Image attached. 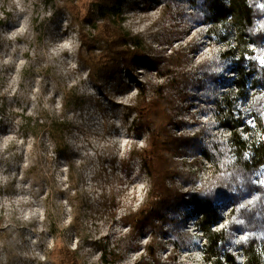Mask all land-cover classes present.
<instances>
[{"label": "rangeland", "instance_id": "rangeland-1", "mask_svg": "<svg viewBox=\"0 0 264 264\" xmlns=\"http://www.w3.org/2000/svg\"><path fill=\"white\" fill-rule=\"evenodd\" d=\"M84 1L88 5L94 0ZM124 7L126 28L141 35L154 52L136 64L133 75L122 71L116 79L95 83L80 66V40L66 14L57 17L38 0H0V264L9 261L5 246L13 255L11 264H52L47 253L56 247L79 250L84 264L203 263L197 246L173 251L174 230L167 225L153 241L151 229L132 234L124 223L149 189L140 160L133 158L134 151L146 147L148 134L138 131L136 113L127 114L136 106L140 88L166 85L173 102L170 130L178 139L172 161L194 184L211 170L190 143L226 144L229 134L216 120L213 102L223 100L230 91L226 83L236 78L220 60L224 45L208 38L203 21L187 17L193 14L188 0H128ZM179 55L182 64L166 76L165 69ZM248 86L254 98L255 87L251 82ZM74 88L85 101L67 115L71 131L66 139L75 164L70 184L67 159L35 124L63 114L64 93ZM239 108L250 113L240 102ZM234 116L237 120L239 114ZM244 120L255 126L251 115ZM173 180L182 192L188 191L179 177ZM225 204L219 212L227 219L233 208ZM179 213L185 218L182 231L201 236L195 217ZM225 226L227 222L216 228ZM234 234L236 239L245 235ZM151 243L154 256L146 249Z\"/></svg>", "mask_w": 264, "mask_h": 264}, {"label": "trees", "instance_id": "trees-1", "mask_svg": "<svg viewBox=\"0 0 264 264\" xmlns=\"http://www.w3.org/2000/svg\"><path fill=\"white\" fill-rule=\"evenodd\" d=\"M38 1L53 9L55 16L66 14L69 17L80 40V66L89 71L95 83L116 79L122 71L133 75L136 64L145 62L150 57L149 52H154L141 35L126 28L124 6L128 0H94L88 5L84 0ZM258 1L188 0L193 14L187 17L191 21H203L208 38L224 45L220 60L231 67L236 78L226 83L230 91L223 100L213 102L215 118L229 134L226 144L214 140L207 144L190 143V147L208 162L211 174L204 179L195 178V183L190 184L176 169L171 152L178 139L170 130L174 124L173 102L165 92L166 85L152 86L150 91L143 86L136 106L128 109V117L137 114L138 131L148 134L146 147L134 151L133 158L140 160L149 189L144 202L138 209H130L123 221L132 234L141 233L144 228L151 229L153 241L162 225H167L174 230L170 232L173 251L179 253L197 246L203 256L202 264H264V186L253 184L254 175L264 168V55L261 50L264 23L257 27L264 10L260 9ZM181 64V55L173 57L170 67L165 69L166 76L173 73L171 67L178 68ZM204 76L217 82L215 76ZM249 82L255 87L254 98L248 93ZM72 91L64 93L63 114L56 118H39L35 124L50 137L55 152L67 159L70 184L74 181L75 164L66 139L71 131L67 115L82 107L85 101L76 93V88ZM239 102L250 109L248 115L239 108ZM235 113L239 114L237 120ZM249 115L255 120V126L245 122ZM176 176L189 187L187 192L176 187L173 180ZM195 185L198 188L193 190ZM256 191L258 194L247 204L245 199ZM226 202L234 205L227 219L219 212ZM180 210L184 216L195 217L201 236L182 231L180 224L185 218L181 217ZM223 222H227V226L218 230L216 227ZM234 233L245 235L236 239ZM151 247L152 243L146 249L154 256ZM4 249L9 260L6 264H11L13 255L6 246ZM79 252L56 247L47 257L52 264H84Z\"/></svg>", "mask_w": 264, "mask_h": 264}, {"label": "built area", "instance_id": "built-area-1", "mask_svg": "<svg viewBox=\"0 0 264 264\" xmlns=\"http://www.w3.org/2000/svg\"><path fill=\"white\" fill-rule=\"evenodd\" d=\"M259 3H260V6L264 7V0H260ZM261 20L264 21V17H262V19H258V20H257V27H260V26H261ZM252 48H254L255 50H257L256 47H252ZM261 50H262L263 53H264V41H263V43H262V48H261ZM263 95H264V92H263ZM253 184H254L255 186H258V187H262V186H264V168H263L262 170L258 171V172L254 175V178H253ZM257 194H258V192L256 191V192L253 194V196L250 197V199L253 200V198H254ZM227 204H228V203H227ZM227 204L223 205L221 208H224V206H226ZM233 206H234V205L230 202V207L233 208ZM221 208H220V209H221Z\"/></svg>", "mask_w": 264, "mask_h": 264}, {"label": "bare ground", "instance_id": "bare-ground-1", "mask_svg": "<svg viewBox=\"0 0 264 264\" xmlns=\"http://www.w3.org/2000/svg\"><path fill=\"white\" fill-rule=\"evenodd\" d=\"M28 1H29V0H28ZM6 16H7L8 18H10V17H11V13H10V12L6 13ZM34 20H35V19H34ZM1 22H2V21H0V24H1ZM70 31H71L70 28L67 29V31H65V34H66V35H69ZM130 76H131V75H130Z\"/></svg>", "mask_w": 264, "mask_h": 264}]
</instances>
